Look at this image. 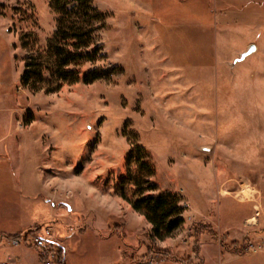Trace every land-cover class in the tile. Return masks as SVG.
I'll use <instances>...</instances> for the list:
<instances>
[{
    "label": "rangeland",
    "instance_id": "obj_1",
    "mask_svg": "<svg viewBox=\"0 0 264 264\" xmlns=\"http://www.w3.org/2000/svg\"><path fill=\"white\" fill-rule=\"evenodd\" d=\"M93 1L107 17L96 66L115 74L46 93L21 80L56 31L51 0H0V231L49 225L67 264H264V139L253 153L251 132L263 115L248 105L264 98V0ZM220 39L228 51L259 45L242 61L224 54L228 106L214 80L211 100L206 87L204 48ZM210 124L223 145L205 139ZM136 143L156 168L158 189L146 195L170 191L184 207V224L163 238L121 196L134 198ZM4 239L0 261L18 248Z\"/></svg>",
    "mask_w": 264,
    "mask_h": 264
},
{
    "label": "trees",
    "instance_id": "obj_2",
    "mask_svg": "<svg viewBox=\"0 0 264 264\" xmlns=\"http://www.w3.org/2000/svg\"><path fill=\"white\" fill-rule=\"evenodd\" d=\"M51 6L58 16L56 31L44 50H38L26 59L21 84L33 92L55 93L65 85L81 81L92 84L109 80L116 68L104 71L96 66L97 61L104 57L98 35L107 26L106 15L95 6L93 0H51ZM21 40L23 47L29 49L31 45L25 37ZM86 64L91 66L84 70ZM127 160L128 175L135 187L134 198H128L125 193L121 196L153 224L157 236H169L184 224V207L179 205L180 196L170 191L146 195L149 191L157 190L158 184L152 181L156 168L143 145H133ZM133 166L137 169L136 175L133 174ZM18 236L0 234V241L5 237L11 239ZM35 249L40 260L44 261L43 250Z\"/></svg>",
    "mask_w": 264,
    "mask_h": 264
},
{
    "label": "crops",
    "instance_id": "obj_3",
    "mask_svg": "<svg viewBox=\"0 0 264 264\" xmlns=\"http://www.w3.org/2000/svg\"><path fill=\"white\" fill-rule=\"evenodd\" d=\"M226 26L229 25V24H225ZM238 26V25H237ZM222 38V36H220ZM223 39V38H222ZM226 39V38H224ZM253 40V39H250V41ZM212 41V40H211ZM211 41L209 43V49L208 48H204V54H205V57L206 58H209V62L205 65V73L209 75V85H208V79H207V84H206V87H207V90L209 89V87H211V81L214 80V83H215V89H216V103L220 102L221 104H224V105H227L228 106V100H227V93H228V90H227V85H226V78H227V63H226V56L224 54H241L240 56V60H245L249 55L251 54H255L258 49H259V45L258 43L254 42L253 41H248L246 42L248 45V48L244 49V47H240V48H235L233 49L232 51L231 50H227L226 48L224 49L222 46H220L222 43V40L220 39L219 41V45L216 47L215 50H213V46L211 44ZM249 43V44H248ZM254 47V49H252ZM226 50V51H225ZM209 53V55L207 54ZM207 54V55H206ZM212 54H218V58L217 57H214L215 59H219V61L215 64V66L212 65V62L211 60L213 59L212 58ZM217 61V60H216ZM246 77L245 79L247 80V82L250 83V91L253 92L255 89H257V86L259 85V80L260 78L256 77V75L259 73H255L254 70H250L246 73ZM213 76V78H212ZM255 78V79H254ZM256 85V86H255ZM209 91V92H208ZM208 98L211 100V90H208ZM237 98H235V100H232L230 101L231 104L233 106L232 103H234L236 101ZM208 101V100H207ZM250 101V100H249ZM208 104L209 103H206V107H208ZM248 105H252L251 109L252 110V114L255 116H261L263 115V117L259 118V122L258 121H252V129H251V132L253 134V139H257V141L259 142L258 146H257V150L255 151V148L252 147V150H253V153H257V154H260L261 151H260V140L261 139H264V98L261 100L260 98L258 99H254V100H251ZM262 109H261V108ZM206 116V115H205ZM208 123V122H207ZM209 126V129H206L207 131H205V139H207L209 142L215 140V141H218L219 140V143L220 144H224V141L226 140V134H224V131L220 132L219 133H214L213 130H212V125H208ZM262 128H260V127ZM221 128V127H220ZM209 130V131H208ZM261 131V132H260ZM3 138L0 137V141L2 140ZM264 148V143H263V146ZM207 148V147H206ZM209 151H211V147L209 146L207 148ZM262 152L264 153V151L262 150ZM5 154V153H3ZM6 155V154H5ZM257 169H260V165L258 166ZM257 186L260 187L257 183ZM257 191L258 188H257ZM228 192L226 193H223V194H227ZM256 192H254L253 196L256 197L257 194H255ZM258 208V215H260V207L259 206H256ZM60 211H62L60 209ZM253 218H259V217H256L255 215L252 216ZM24 229V228H23ZM23 229H19V230H16V231H6V230H1L0 233L1 234H6V235H15V234H18L20 232L23 231ZM6 239H3L2 241H0V245L5 241ZM10 244V243H9ZM11 245H13L11 243ZM14 246V245H13ZM18 248H14V251L12 252H9L7 257L5 259H3L2 261H0V264L4 261H6L8 258H13V259H18L20 260V262H22V264H29L27 262V257H31L32 260L35 262L36 259L40 260V257H39V253L37 251V249L33 248V247H30L28 245H18L16 246ZM34 257V258H33ZM68 260V259H67ZM41 261V260H40ZM206 262V260H204ZM70 264V263H69ZM219 264H222V262H220Z\"/></svg>",
    "mask_w": 264,
    "mask_h": 264
},
{
    "label": "built area",
    "instance_id": "obj_4",
    "mask_svg": "<svg viewBox=\"0 0 264 264\" xmlns=\"http://www.w3.org/2000/svg\"><path fill=\"white\" fill-rule=\"evenodd\" d=\"M9 240L14 246L28 245L42 249L45 256L44 261H41L43 264H67L65 250L56 237L54 229L49 225L32 229ZM1 264H22V262L10 257Z\"/></svg>",
    "mask_w": 264,
    "mask_h": 264
},
{
    "label": "water",
    "instance_id": "obj_5",
    "mask_svg": "<svg viewBox=\"0 0 264 264\" xmlns=\"http://www.w3.org/2000/svg\"><path fill=\"white\" fill-rule=\"evenodd\" d=\"M252 49H254V47Z\"/></svg>",
    "mask_w": 264,
    "mask_h": 264
}]
</instances>
